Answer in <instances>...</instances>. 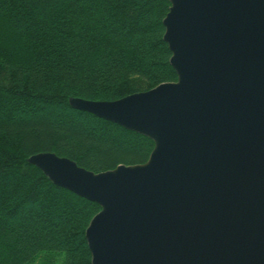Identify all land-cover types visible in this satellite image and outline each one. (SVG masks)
<instances>
[{
    "label": "water",
    "instance_id": "1",
    "mask_svg": "<svg viewBox=\"0 0 264 264\" xmlns=\"http://www.w3.org/2000/svg\"><path fill=\"white\" fill-rule=\"evenodd\" d=\"M173 81L71 107L153 141L146 161L92 171L27 161L96 202L91 264H264V0H168Z\"/></svg>",
    "mask_w": 264,
    "mask_h": 264
},
{
    "label": "trees",
    "instance_id": "2",
    "mask_svg": "<svg viewBox=\"0 0 264 264\" xmlns=\"http://www.w3.org/2000/svg\"><path fill=\"white\" fill-rule=\"evenodd\" d=\"M168 0H0V264H91L100 206L27 157L52 151L92 171L147 160L153 141L75 109L173 81Z\"/></svg>",
    "mask_w": 264,
    "mask_h": 264
}]
</instances>
